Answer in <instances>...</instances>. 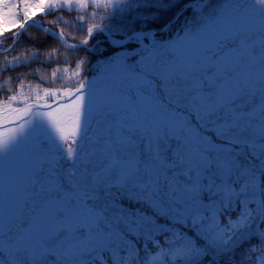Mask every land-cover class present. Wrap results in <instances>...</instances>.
<instances>
[{
	"label": "snow or ice",
	"instance_id": "6c2138e0",
	"mask_svg": "<svg viewBox=\"0 0 264 264\" xmlns=\"http://www.w3.org/2000/svg\"><path fill=\"white\" fill-rule=\"evenodd\" d=\"M90 6L103 15L91 14L79 43L99 39L85 48L87 61L76 62L75 84H29L25 91L21 79L0 103V154L34 133L53 138L40 135L33 148L35 163L4 233L12 255L0 252V264H264V108L254 114L261 99L237 81L229 63L249 39L221 31L229 6L224 0H0V42L5 30L15 42L30 21L39 25L37 9ZM250 7L264 20V0ZM208 32L219 34L215 46L194 69L185 67L180 45L199 43ZM51 34L67 43L63 29ZM40 55L29 50L5 58L0 74ZM92 57L103 61L98 73L116 66V104L146 103L165 118L154 136L124 128L123 140L96 143L100 122L116 116L94 107V78L81 74L84 63L96 62ZM32 71L47 79L40 68ZM69 71L56 68L51 77L63 80ZM176 123L178 130L170 126Z\"/></svg>",
	"mask_w": 264,
	"mask_h": 264
},
{
	"label": "rangeland",
	"instance_id": "374dc122",
	"mask_svg": "<svg viewBox=\"0 0 264 264\" xmlns=\"http://www.w3.org/2000/svg\"><path fill=\"white\" fill-rule=\"evenodd\" d=\"M89 9H91L89 10L90 15L96 12V10L93 11L94 8L92 7ZM226 29L227 32H225ZM222 32L228 35L234 33L233 29H230L226 24ZM212 33L215 34L216 32ZM216 37L219 39L218 33H216ZM253 40H262L259 41V43H261L264 42V37H255ZM251 43L252 42L243 41L241 46L229 57V63L233 65V67H237L233 69L237 81L243 83L246 88H251L256 85L257 78L264 74V61H261V59L264 58V48L259 50L260 47L257 49L254 47L253 52H257L256 55H254L251 51ZM212 44V38H209L206 42L205 40H201L199 43H182L180 47L182 49L181 55L184 66L189 69H194L197 60L203 58V54H198L199 49L205 50V47H212ZM254 44L255 46H259L257 42H254ZM240 49L242 52L239 51ZM248 60L250 65L247 64ZM254 61H257V64H255ZM101 63H103V61L97 59L96 64L93 66V73L88 77L90 79L94 78L92 82L94 92L93 104L97 111L111 108L116 116V121L114 123L110 121L100 122L96 130V143L98 145L102 144L109 136H115L123 140L125 135L122 129L124 128H140L145 136H154L157 128L162 123L166 122L165 118L146 103H141L137 106H130L126 103L116 104L113 95V81L117 79L116 66L101 68L98 73V66ZM69 69L70 71L65 79L68 80V84L66 83L67 86L71 87L75 84L77 77H73V69L71 67H69ZM73 80H75V82L72 83ZM86 91L87 90H85V92ZM0 103L3 102L0 101ZM170 126L177 130L180 127L178 123L171 124ZM8 127H15V125H9ZM4 131L5 128L0 126V133ZM40 135H44V138L48 139L49 142L53 141L50 134L34 133L29 136L27 142L21 144L18 148L14 147L7 156L0 154V235L6 230V224H8V221L12 218L16 204L22 195L25 178L35 163L33 148L39 144ZM18 174L20 179L17 178ZM75 198L78 199V197ZM39 233L40 228L38 226L34 232L29 234V241L33 242L35 238H38ZM69 247H71V245H69ZM0 249H4V252L9 253L7 247L1 244V238Z\"/></svg>",
	"mask_w": 264,
	"mask_h": 264
},
{
	"label": "trees",
	"instance_id": "16d2710c",
	"mask_svg": "<svg viewBox=\"0 0 264 264\" xmlns=\"http://www.w3.org/2000/svg\"><path fill=\"white\" fill-rule=\"evenodd\" d=\"M251 1L252 0H224V2H226L229 7H227L225 15L220 22L232 18L230 26L233 28L235 27V23L240 20L243 24V27L239 31L247 33L249 37H255L258 34L264 36V20H261L258 12H255L251 9L250 20L246 15L241 14V11L244 9L245 5L249 2L251 3ZM89 8H91V6ZM89 8L83 11L69 10L65 8L63 10L51 12H41L37 9L34 12V17L38 18L42 24H45L53 29H63L65 32V37L71 42L77 43L85 38L88 23L93 22V17L89 13V10L91 9ZM94 10L103 14L102 10L99 11V9H93V11ZM80 15L85 16L83 22L79 21L78 19ZM53 21H55V23H53ZM95 21L99 22V16L95 17ZM10 35L11 32L9 30H5V33L3 34L4 38L2 39V42H0L1 47L5 48L10 45L12 41ZM209 35L210 32L204 35L203 39L205 42L207 41V36L209 37ZM96 39H99V37H94L93 41H91L88 45V48H91L92 43H95ZM216 40V37L212 40L213 47L215 46ZM85 48L86 47L67 49L57 38L53 37L52 35H49L35 27H28L22 32L15 44L8 51L3 53L0 52V62H3L5 58L11 60L13 56H20L29 50L34 52L39 51L41 55L30 60L26 65L15 67L10 65L6 70L3 71L2 74H0V85H3V90L0 91V101L4 102L9 95L14 94L19 89L21 79L24 80L25 91L28 90L27 86L29 84L33 86L39 84L41 89L45 87L60 88L61 86H67L68 80L66 79H58L54 82L51 77V72L56 68L63 69L69 67L75 71V64L78 60L85 59L87 61L88 59V55L85 53ZM206 48L207 47H205V49ZM52 49H56L58 54L52 56L50 59H46L43 53L51 52ZM204 51L205 50L199 49L198 54L201 55L204 53ZM92 59L97 62L98 57H92ZM42 60L44 63H40ZM199 60L201 59H198L197 62ZM96 62L92 64L86 62L82 65L81 74L83 77L87 78L91 76L94 69L93 66L96 64ZM0 67H2V63H0ZM37 68H40L43 72L47 73V79L43 81L40 80V73L32 71ZM21 73L31 74L23 77L20 75ZM6 81H8V83H6ZM73 82H75V80H73L72 83ZM9 89H11V91H9ZM250 91L261 99V104L254 110V114L259 117L261 108H264V75H262L257 80L256 85H254V88ZM261 119L264 120V118ZM17 178L20 179L19 174L17 175ZM6 230L0 235L1 244L7 247L9 252L8 255L11 256V250L4 239V233ZM3 250H1V252H4Z\"/></svg>",
	"mask_w": 264,
	"mask_h": 264
},
{
	"label": "water",
	"instance_id": "95a60500",
	"mask_svg": "<svg viewBox=\"0 0 264 264\" xmlns=\"http://www.w3.org/2000/svg\"><path fill=\"white\" fill-rule=\"evenodd\" d=\"M33 20H34V19H33ZM34 21H35V20H34ZM29 24H34V23H33L32 21H30ZM17 31H19V29H18Z\"/></svg>",
	"mask_w": 264,
	"mask_h": 264
}]
</instances>
